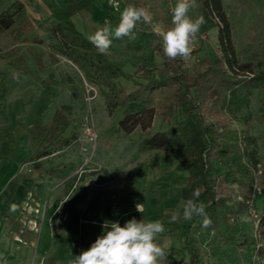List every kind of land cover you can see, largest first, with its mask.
<instances>
[{
	"label": "rangeland",
	"instance_id": "rangeland-1",
	"mask_svg": "<svg viewBox=\"0 0 264 264\" xmlns=\"http://www.w3.org/2000/svg\"><path fill=\"white\" fill-rule=\"evenodd\" d=\"M117 1L122 4L107 12V22L113 26L119 21L120 11L129 4L150 11L144 0ZM205 1L191 0L189 15L204 16ZM221 1L236 47L235 56L231 58L233 67L226 65L219 41L220 22L214 16L211 19L204 16L206 23L193 41L191 56L184 61L191 72L215 63L224 64L229 75L240 81L217 107L220 119L230 120L221 140L231 148L226 159H210L205 145L196 150L201 137L192 124L175 133L167 144L147 142L154 134L176 129L185 121L181 107L176 108L170 118L160 110L154 115L150 111L140 115V124L131 133L120 126L126 110L117 106L114 96L121 89L130 93L137 89L136 83L144 82L137 73L142 56L151 53L156 40L162 44L158 32L171 27V8L177 0H152L150 6L157 12L150 11L152 22L139 26L135 41L127 37L114 40L110 55L99 54L97 50L88 52L87 62L68 57L65 48L74 37H64L56 24L52 27L47 24L42 30L28 25L24 33H20L21 30H2L0 23V141L6 126L19 122L10 109L20 105L21 98L17 97L23 92L33 98L22 102H35L41 97L44 105L39 115V128L30 133L36 135L33 141L37 140L38 145L29 148L30 155L35 153L33 156L42 158L70 153L80 146L84 159L90 153L85 154L82 147L89 151L92 147L84 139V129L87 124L92 127L97 135L93 157L98 156L100 163L99 156L111 151L109 162L113 166L116 163L118 170L123 169L125 186L149 189L151 212L157 209L162 212L159 220L164 223L165 231L158 234L155 242L163 248L165 256L159 264L190 262L181 229L185 220L181 215L179 220L171 222V214L179 202L191 198L197 188L201 190L199 201L206 205L209 202L207 188L216 196V208L207 214L211 224L202 227L204 218L201 217L192 229L191 241L203 252L204 260L210 264H264V178L258 177L264 172V0ZM19 11V7L13 5L3 13L6 14L4 21H11ZM96 29H86L84 38ZM79 54L84 55L83 52ZM27 60H31L32 65ZM155 60L163 64L157 54ZM168 94V89L159 91L155 103L149 107L156 109L158 100ZM89 96L91 100L87 99ZM174 101L170 100L169 105ZM208 124L216 127L218 122L208 115L205 125ZM118 127L121 128L119 135ZM98 145H101L100 150H97ZM173 152L180 155L181 160ZM192 161L195 162L192 169L180 167V162L188 165ZM103 164L92 168L91 161L86 172L98 171L99 166L106 168L107 163ZM154 194L158 195L154 197ZM167 197L171 199L169 204ZM152 201L156 204L160 201V206L155 208ZM35 257L36 251L24 264H37Z\"/></svg>",
	"mask_w": 264,
	"mask_h": 264
},
{
	"label": "crops",
	"instance_id": "crops-1",
	"mask_svg": "<svg viewBox=\"0 0 264 264\" xmlns=\"http://www.w3.org/2000/svg\"><path fill=\"white\" fill-rule=\"evenodd\" d=\"M15 4L20 11L11 17L10 26H0L2 30L24 33L28 25L42 30L47 24L52 27L68 21L84 37L86 29L104 24L107 12L122 3L117 0H0V16ZM27 63L33 62L27 60ZM21 94L17 97L21 98L20 105L10 109L19 122L8 124L2 130L0 141V264L27 263L35 251L37 264H72L75 256L87 250L102 234L105 220L118 221L123 226L132 218L138 221L161 218L162 212L158 209L151 212L149 189L125 186L123 169L118 170L116 163L113 166L109 162L111 151L99 156L100 163L98 156L92 159V168L107 163L106 168L99 166L98 171H87L81 176L77 175L84 160L80 146L70 153L42 158L33 156L35 153L30 155L29 148L37 145V140L33 141L36 135L30 133L39 128L44 105L41 97L35 98V102H22L30 101L33 95ZM167 202H171L170 197ZM152 203L155 208L160 206V201ZM137 204H142L143 216L137 211Z\"/></svg>",
	"mask_w": 264,
	"mask_h": 264
},
{
	"label": "trees",
	"instance_id": "trees-1",
	"mask_svg": "<svg viewBox=\"0 0 264 264\" xmlns=\"http://www.w3.org/2000/svg\"><path fill=\"white\" fill-rule=\"evenodd\" d=\"M151 1L152 0H144V2L148 3L150 11L157 12L155 7L150 6ZM203 14L206 19H211V17L213 18L214 16V18L218 19L220 22L218 26L219 41L225 53L226 65L232 68L231 58L235 56L236 47L232 38L231 24L224 11L222 1L206 0L204 2ZM5 15L6 14L0 16V23L4 28L12 24V20L8 22L4 21ZM58 30L64 37L69 35L74 37L65 48L68 57L71 58V60L82 58L85 62L89 61L87 53H94L96 48L88 39L84 38L68 21L58 25ZM156 42L151 53L142 56L141 63L137 69V73L140 74V78L144 82L136 83L137 89L130 93L121 89L119 93L117 92L114 96L117 106L126 110V116L120 123L121 128L126 133H131L137 125L140 124V115L148 111L154 115V112L160 110L164 116L170 118L173 111L181 107L184 112L185 121L179 123L176 129L154 134L147 142L151 145L167 144L175 133L180 132L182 129L192 124L195 128L194 131L199 133L201 137L199 145L197 147L195 146L196 150L202 149L203 145H205L204 150L207 152V156L210 159L215 157L228 158L231 154V148L227 147V145H223L221 140L224 132L228 130L230 120L226 118L220 119L217 114V107L220 103L225 101L228 92L232 91L240 81L236 80L234 76H230L226 66L219 63L204 66L198 72H191L187 69L183 59L179 57L176 59H169L166 57L163 53L162 44L158 40H156ZM79 52H83L84 55L79 54ZM155 54L163 60L162 65L156 62ZM112 74H114V72H112ZM233 74H235V71ZM174 87L178 89L172 90ZM166 89L169 90V94L163 100H158L156 109L150 108L149 106L155 103L156 94ZM170 100L175 101L169 105ZM206 110L212 119L217 120L218 125L216 127L212 124L205 125L208 116ZM173 154L178 160H181L180 155L176 154V152H173ZM194 163L195 162L192 161L188 165H185L180 162V167L192 169V164ZM199 164L200 163H198V166ZM200 167H202L201 164ZM258 177L264 178V172ZM206 192L209 201L206 207V213L208 214L213 212L216 208V196L212 189L207 188ZM200 218V216H196L192 220L185 221L181 225L185 237V248L191 256V260L187 264H210L204 260L203 252L191 241L192 229L196 221Z\"/></svg>",
	"mask_w": 264,
	"mask_h": 264
},
{
	"label": "clouds",
	"instance_id": "clouds-1",
	"mask_svg": "<svg viewBox=\"0 0 264 264\" xmlns=\"http://www.w3.org/2000/svg\"><path fill=\"white\" fill-rule=\"evenodd\" d=\"M192 7L191 0H177L171 8V27L159 31L162 39L163 53L169 59L181 58L187 60L192 51V44L201 27L206 23L203 15L192 17L189 15ZM152 14L142 6L129 4L119 13V21L113 26L105 22L98 26L87 39L102 55H110L114 40L128 38L129 41L137 39L141 24H150ZM201 190L195 189L192 197L181 200L171 214V222L182 218L190 221L196 216L203 217L202 227L211 224L206 213L207 205L199 201ZM142 204H137L140 212ZM182 210V213H181ZM103 232L90 247L75 256L72 264H159L165 252L155 240L158 234L165 231L161 220H137L132 218L123 226L118 221L105 220L102 224Z\"/></svg>",
	"mask_w": 264,
	"mask_h": 264
},
{
	"label": "built area",
	"instance_id": "built-area-1",
	"mask_svg": "<svg viewBox=\"0 0 264 264\" xmlns=\"http://www.w3.org/2000/svg\"><path fill=\"white\" fill-rule=\"evenodd\" d=\"M90 94V90L87 91V96ZM88 100L92 99L90 96L87 98ZM84 139L86 142L92 145L91 150L89 151L88 148L82 147V151L85 152V154L90 153L89 156L84 158V163L78 168L77 174L78 176L83 175V173L86 172L87 166L91 164L93 153L95 152V147L97 144V135L94 133L93 128L90 127L88 124L85 126L84 129Z\"/></svg>",
	"mask_w": 264,
	"mask_h": 264
}]
</instances>
